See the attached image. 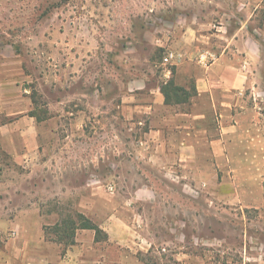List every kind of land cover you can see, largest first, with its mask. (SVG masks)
<instances>
[{"label":"rangeland","instance_id":"1","mask_svg":"<svg viewBox=\"0 0 264 264\" xmlns=\"http://www.w3.org/2000/svg\"><path fill=\"white\" fill-rule=\"evenodd\" d=\"M241 28L237 40L258 43L256 61L245 88L221 102L218 155L216 109L192 79L165 81L175 66L163 60L186 33L213 34L217 51ZM11 74L22 81L0 97V264H46L55 253L33 244L39 236L64 255L71 238L61 242L56 226L80 224L91 205L95 225L121 216L139 189L157 196L156 216L127 205L136 225L138 214L156 222L147 264H264V0H0V85ZM141 80L185 90L171 94V111L209 114L196 123V135L207 133L190 167L149 162L147 127L121 108ZM22 98L28 113H9ZM35 218L51 226L41 232Z\"/></svg>","mask_w":264,"mask_h":264},{"label":"crops","instance_id":"2","mask_svg":"<svg viewBox=\"0 0 264 264\" xmlns=\"http://www.w3.org/2000/svg\"><path fill=\"white\" fill-rule=\"evenodd\" d=\"M242 30L243 28L232 38L225 37L226 43H223L221 49L217 51L211 48L213 34L192 36L186 33L183 38L175 39L172 47L183 54L184 59L175 66L174 75L171 72L170 75H164L165 81L179 74L185 79H192L198 97L207 98L209 100L207 105L216 109L220 130L218 137L211 141V147L218 155L221 154V117L224 119L228 116L227 109H224V113L221 114V102L227 107L234 92L245 88L250 79L251 64L256 61L258 43L251 37H240L237 40ZM202 47L213 50L218 56L216 62L209 68L201 66L197 61L203 50L200 49ZM20 81H22V76L19 74H11V77L3 80L0 85V97L6 86L11 83L17 85ZM128 91L130 94L124 96L121 108L127 120L147 127V131L144 132L142 149L147 153L148 160L153 167L160 169H174L176 166L190 167L191 165H187L188 161H191L188 154L197 152L198 145L202 141L199 137L202 135L201 132L207 133L206 129H203L197 132L200 133L199 136L196 135L194 132L196 123L207 122L209 114L205 110L201 112L171 111L175 106L166 104L161 86L149 88L143 80L131 86ZM221 95L223 96L222 101ZM20 100L23 102L19 110L9 111V113L14 115L28 113L29 99ZM24 118L26 116L22 119ZM27 135L33 137L30 130ZM195 135L197 137H194ZM156 199V194L150 189L145 191L139 189L136 194L128 197L127 205L137 201V205L143 206L146 211L153 207V214L156 216L157 204H152ZM127 205L123 207L121 216L118 213L107 216L105 221L97 225L104 239L97 240V233L94 230L78 229L74 245L68 246L64 255H57L54 249L65 246L49 243L44 236L41 238L39 236L33 244L43 248L49 247L55 253L48 255L45 259L46 264H147L148 258L154 253L150 233L156 231V222L154 219L148 222L145 220L150 214H138V223L142 222L144 227L136 225L134 215H132L133 209ZM91 213L92 205L88 207L85 215L95 224ZM42 221L37 218L32 220L34 226L41 232L44 226H51Z\"/></svg>","mask_w":264,"mask_h":264},{"label":"trees","instance_id":"3","mask_svg":"<svg viewBox=\"0 0 264 264\" xmlns=\"http://www.w3.org/2000/svg\"><path fill=\"white\" fill-rule=\"evenodd\" d=\"M161 90H162V93L164 94L165 96V99H166V104H170V96L171 94L174 93V96L177 97L179 96V93H184L185 90L181 87H178V86H173L172 85V80L167 83V85L164 87L162 86L161 87ZM80 224H77L76 222H74L73 220L71 219H66L64 220L63 224L62 225H58L56 226V231L59 233V240H62L66 239V238H71V240H68V241H65V245L66 246H71V245H74L75 243V234H76V231L78 229H90V230H94L96 231L97 233V240H100V235H101V230L100 228L93 224L89 219L87 218H84V216L80 215ZM68 229H70V231H68Z\"/></svg>","mask_w":264,"mask_h":264},{"label":"built area","instance_id":"4","mask_svg":"<svg viewBox=\"0 0 264 264\" xmlns=\"http://www.w3.org/2000/svg\"><path fill=\"white\" fill-rule=\"evenodd\" d=\"M183 59H184V55L181 54L178 50L169 49L164 57L163 65L166 67L176 66L180 64L183 61ZM217 59H218L217 54L213 50L206 48L200 52L197 61L201 66L205 68H209L216 62ZM166 74L170 75V71H167ZM112 190L113 188H110V191Z\"/></svg>","mask_w":264,"mask_h":264}]
</instances>
